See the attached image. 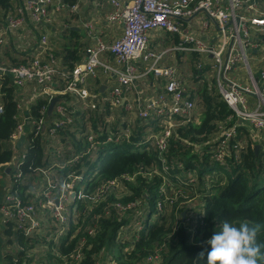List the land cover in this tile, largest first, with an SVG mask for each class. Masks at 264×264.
<instances>
[{
	"label": "trees",
	"instance_id": "obj_1",
	"mask_svg": "<svg viewBox=\"0 0 264 264\" xmlns=\"http://www.w3.org/2000/svg\"><path fill=\"white\" fill-rule=\"evenodd\" d=\"M22 2L23 0H0V22L2 17L6 20L10 9ZM64 2L74 4L77 0ZM80 38L79 32L72 27L63 29L58 38L53 37L52 45L55 44V48L51 54L57 60L59 71H70L76 63L82 61L87 46ZM173 41L178 42L177 36ZM30 55L6 48L0 58L4 61L25 63L27 59L24 57ZM184 56L178 54L176 60L179 63L184 60L186 62V57H189L186 62L191 70L189 78L195 79L191 92L201 102L204 110L199 121L187 123L178 129L180 138L170 140L163 156L167 170L164 169L165 164L150 138L153 132L160 130L159 122L155 119L146 121L139 118L135 122L125 114L122 121L117 119L116 123H112V118H117L115 113L118 109L111 106L91 113L81 106L73 112L75 124L61 129L60 136L55 138L58 145H63L66 157L59 169L56 165L57 158L46 151V138L41 134L35 135L26 126L29 129L27 143L23 148L25 158L16 167L12 163L15 153L12 135L26 113L18 108L22 95L12 84L10 76H0V203L4 195L10 192H18L24 201L33 199L34 196L27 194V191H40L45 188L44 175L41 173L43 170L59 177L62 183H70L66 178L70 173L81 177L69 189L71 194L75 193V201L67 205L69 228L58 241L45 239L44 234L51 230L50 226L40 227L35 234L26 235L18 228L15 220L9 219L4 223L0 216V249L12 248L2 258V254L0 255L4 264H13L15 259L34 264H46L44 259L52 264H97L101 259L110 260L112 264H207V253L211 249L207 240L220 230L224 220L235 226L240 223L257 226V243L264 245V143L254 141L249 129L240 126L244 146L239 157L232 156L227 162L221 163L209 152L207 146L200 153L185 142L188 140L194 144L204 143L220 131V126L233 125L236 117L227 121L234 111L218 92L215 75L210 79L206 74L205 79L204 69L196 66L202 55L193 52ZM99 78L105 79L103 75H99L94 81H103ZM199 79H203V82H199ZM54 88L61 89L62 84L58 83ZM67 98H73L72 101L76 99L72 95ZM48 102V98L39 97L30 105L29 114L39 118L43 106ZM56 116V112L46 115L50 122ZM99 126L104 129L98 138L101 144L93 159L86 155L74 164H66L71 152H77L84 147V133L90 127L98 131ZM80 132L83 135L78 139L77 134ZM109 136L112 140L106 141ZM236 140L243 138L238 137ZM257 144L261 145L258 150ZM8 168L10 169L7 172ZM19 169L23 172L20 179L16 177ZM214 169L223 172L226 183L221 185L215 182L217 184L206 192L203 189L205 176ZM184 170L198 174L199 187L196 188V184L188 182L189 176H186L183 186L176 185ZM128 175L135 178L124 177ZM88 177L87 184L84 185ZM114 180L117 184L99 198L89 201L78 198L80 192L93 196L99 193L102 186ZM164 185L165 194L161 192ZM196 190L202 197V205L198 211L197 208L184 205L185 197H192ZM160 199L164 206L158 211L157 202ZM137 200L148 201L150 209L138 234L130 237V211L121 210L116 204L126 208ZM167 204L172 206L170 213H166ZM184 210L188 212L182 220ZM195 212L199 213L198 216ZM188 215L192 216L190 224L186 221ZM261 250L264 251V247ZM201 252L204 253L203 257L199 255ZM109 254L112 255L110 259Z\"/></svg>",
	"mask_w": 264,
	"mask_h": 264
},
{
	"label": "built area",
	"instance_id": "obj_2",
	"mask_svg": "<svg viewBox=\"0 0 264 264\" xmlns=\"http://www.w3.org/2000/svg\"><path fill=\"white\" fill-rule=\"evenodd\" d=\"M255 4H259L258 0H111L112 10L107 14V20L123 27L122 36L114 42H104L97 36L93 23L85 22L87 36L96 41L87 46L84 60L76 63L70 71L58 70L57 60L51 54V33L45 26L52 24L57 15L65 10L76 14L79 3L67 4L64 0H23L22 4L15 5L8 12L7 22L0 24V55L6 48L31 55L24 57L27 59L25 63L0 58V76H10L12 84L22 95L18 108L26 113L12 135L15 148L12 163L17 167L25 158L23 150L21 153L17 151V143L24 134L26 139L22 146L26 145V126H29L35 135L41 134L46 138V151L57 158L56 165L59 166L58 169L61 168L63 158L66 157L63 145H58L55 138L60 136L61 129L75 124L73 112L81 106L88 113L111 106L118 111L124 110L127 115L135 110L139 119H155L159 122L160 130L153 132L150 138L167 170L164 153L171 139L180 138L178 129L196 120L194 112L197 100L188 87L190 74L183 73L176 63L165 64L163 61L167 56L176 59L178 54L193 52L209 60L206 62L207 70L214 73L218 92L234 111L227 121L234 117L236 120L233 125L220 126V131L204 143L185 142L196 150L207 146L209 152L221 163L227 162L232 156L238 158L244 146L240 126L249 129L254 141L264 139L261 133L264 130V66L258 64L254 71L251 62H261L264 55V48L261 50L262 54L259 52V48L264 45V13L253 15L252 12L256 11ZM201 13L206 14L210 21L203 20ZM193 19H196L203 31L215 27L216 37L213 39L214 36L207 34L204 38L195 32L190 26ZM26 25L35 33V39L31 42L25 40ZM158 31L177 36L178 42L173 41L164 50H154L151 40ZM198 62L197 67L204 69L201 61ZM241 65L246 67L247 76L235 75ZM99 75H103L107 83L104 94L89 86V80ZM149 78L153 81L151 86L142 87V82ZM58 83L62 84L61 89L54 88ZM55 95H61L63 99L72 95L76 99L66 106L68 102L60 98L52 111L57 116L50 122L46 115ZM43 96L49 102L43 106L40 117L34 118L29 114V107ZM130 119L134 121V118ZM103 129V126H99L96 131L90 127L84 133V147L71 152L66 164H74L86 155L92 160L101 144L98 138ZM82 135L80 132L77 138L80 139ZM238 137L243 140H236ZM110 140L111 136L106 141ZM41 173L44 175L45 188L40 191L28 190L27 194L34 196L29 201H24L18 192L6 193L0 203V216L4 223L9 219L15 220L18 228L26 235L35 234L40 227L50 226L51 230L44 234L45 239L58 241L68 232L67 205L75 201V193L71 194L69 189L81 177L70 173L66 176L70 183H62L56 175L45 170ZM22 175L23 172L19 169L16 177L20 179ZM188 176L191 182L197 181L192 173L189 172ZM124 177L132 179L130 176ZM164 178L166 181V177ZM116 184V180L110 181L93 196L80 192L78 198L95 200ZM161 192L166 193L165 185ZM130 205L135 203H130L126 208L117 203L116 207L130 210ZM13 264L34 263L15 259Z\"/></svg>",
	"mask_w": 264,
	"mask_h": 264
},
{
	"label": "crops",
	"instance_id": "obj_3",
	"mask_svg": "<svg viewBox=\"0 0 264 264\" xmlns=\"http://www.w3.org/2000/svg\"><path fill=\"white\" fill-rule=\"evenodd\" d=\"M76 3H79V10L76 14L65 10L63 11L62 15H57L56 19L53 21L52 24L45 26L46 28L50 30L51 44L54 43L53 37L56 36V38H58L60 36V33L63 31V29H66L68 27H72V29L79 32L81 36L80 40L84 42L86 46L94 44L96 40H92L91 38L87 36V33L85 31L86 28L84 27L85 22L93 23L94 28H95L94 30L97 36H99V38H101L104 42L111 43V42L116 41L118 38L122 36L123 27L119 25L118 23H111L107 20V14L112 10L111 0H77ZM258 3L264 4V0H258ZM255 9L256 11L252 12L253 15H257L258 13H264V8L260 9V5H255ZM7 20H8V15L6 17V20L3 19L2 17L0 24L7 22ZM194 25L198 27H195ZM190 26L193 27L195 32L199 33L204 38H206L207 34L210 37L214 36L213 39L216 37L217 30H215V27L213 26L208 31L206 30L203 31L199 28L200 24L196 21V19L192 20ZM81 28H84V31H85L84 36L81 35ZM25 29L27 30L25 34L26 35L25 40L31 42L33 39H35V33L30 30L31 27L29 25H26ZM163 32L164 33H159V32L155 33L154 36H152L151 45L154 50H159V48H162V46L166 45L167 42L173 43V39L175 37H173L171 34L165 31ZM5 51L6 49L4 50V52ZM183 55H185L184 57L187 56V54H183ZM84 58H85V55L83 56L81 60L83 61ZM177 58H178V55H177ZM169 61L177 62L178 60L173 59V57L172 58L169 57ZM99 79H102V78H99ZM102 80L103 81L101 82H97V81H94V79H90L89 86L92 88V90L97 89L98 92H100L101 94H104L105 90L107 89V83L105 79H102ZM152 82L153 81L149 78L145 82H142V87L146 88L148 86H151ZM102 86H106L104 91H101ZM151 89H152L151 91L153 92L154 90L153 87ZM54 97H57L58 98L57 102H59L62 96L55 95ZM72 100L73 98H67V97L63 99V101L68 102L65 104L66 106H68L70 104V101ZM132 117H134V115H132Z\"/></svg>",
	"mask_w": 264,
	"mask_h": 264
},
{
	"label": "rangeland",
	"instance_id": "obj_4",
	"mask_svg": "<svg viewBox=\"0 0 264 264\" xmlns=\"http://www.w3.org/2000/svg\"><path fill=\"white\" fill-rule=\"evenodd\" d=\"M255 5H260V9L261 8H264V4H255ZM254 5V6H255ZM201 17L202 18H204L203 20H208V21H210V19L207 17V15L206 14H201ZM120 25V24H119ZM83 26V25H82ZM195 27H198V26H196V25H194ZM86 31V30H85ZM84 28H81V35H83L84 36ZM159 33H164L163 31H158ZM264 37V36H263ZM85 40V39H84ZM58 41V40H57ZM173 43H171V42H167V44L166 45H163L162 46V48H159V50H156V51H161V50H164V49H166L167 47H170L171 45H172ZM53 46V48H55V45H52ZM264 46V45H263ZM263 46H261L260 48H259V52H261V50L264 48ZM87 48V47H86ZM86 48H85V50H86ZM263 52H261V54H262ZM261 54H260V56H261ZM261 59H262V61L261 62H258L257 60H252L251 62H252V65H253V69H254V71H256V67H257V65L259 64V65H263L264 66V55H262V57H261ZM189 60V57L187 56L186 57V62ZM198 61H201V63L203 64V66H204V72H205V79H207V75L206 74H208V77L210 78V79H212V78H214V73L213 72H211V71H208L207 69H208V65L206 64V62H209V60H207L206 58H205V56H200L199 57V59H198ZM186 62H185V60L183 61V62H181V63H177V62H172V61H169V56H167V58H165V60L163 61V63H165V64H172V63H176L177 65H181L180 66V68H181V71L183 72V73H186V74H190V72H191V70H190V67L189 66H187L186 65ZM261 63V64H260ZM198 64H199V62L198 63H196V66H198ZM209 64V63H208ZM161 66H163L162 64H161ZM211 67V66H210ZM237 74H241L242 76H247V70H246V67L245 66H243V65H241L240 67H239V69H237L236 70V72H235V75H237ZM194 80L195 79H193V78H189V81H188V87L190 88V90H191V88L192 87H194ZM199 82H203V79L201 80V79H199ZM200 84V83H199ZM192 93V95L194 96V93L193 92H191ZM196 97V96H195ZM196 100H197V105H196V109H195V112H194V118H196V120H194L193 122H197V121H199V118L201 117V113H202V111L204 110V107H203V105L201 104V102L199 103L198 102V98L196 97ZM130 113H132V114H128L127 116L129 117V118H134V121L136 122L137 121V118L139 117V114L135 111V110H133V111H130ZM116 116H117V118L116 119H114V118H112V123H116L115 121L117 120V119H119L120 121H122L123 120V118H125V113H124V110L123 111H116ZM132 115H134V117H132ZM135 125V124H134ZM29 129V128H28ZM262 136H263V138H264V130H262ZM258 142H263L264 143V139H260V140H258ZM189 146H191L190 144H188ZM23 146H20L18 149H17V151L19 152V153H21L22 152V150H23ZM196 152H200V153H202V151L201 150H196V149H194ZM1 172V171H0ZM190 171H188V170H184V172L181 174V178H180V180H178V182L176 183V185L178 186V187H180V186H183V182H185L186 181V176H188V173H189ZM3 173V172H2ZM192 174L193 175H195L196 177H197V173L196 174H194V172H192ZM128 176H130V175H128ZM132 179L133 178H135V176H130ZM7 179H9V177H7ZM88 179H89V177L84 181V185H86L87 184V181H88ZM226 178H225V176H224V174H223V172H221V171H219V170H217V169H214L213 171L211 170V171H209L208 173H207V175L205 176V180H204V182H205V184H204V187H203V189L206 191V192H208V190H210L214 185H216L217 183H215V182H219V184H221V185H224L225 183H226V180H225ZM182 181V182H181ZM188 182H191V179L190 180H188ZM194 184H196V188L197 187H199V184H198V180L197 181H194L193 182ZM199 193V192H198ZM197 193V190L194 192V195H192V197H190V196H188V197H185V203H184V205H186V206H189V207H194V208H197V211H198V209L201 207V205H202V197H201V195H199ZM178 199V198H177ZM165 201H167V198H165L164 199ZM162 200L160 199V201H158L157 202V210L159 211V210H161L162 209V206H164L163 204H162ZM165 208L167 209V212L166 213H170L171 212V209H172V206L171 205H169V204H167V205H165ZM149 209H150V204H149V202L148 201H145V200H137L136 201V203H135V205H130V210H128V211H130V213H129V218L131 219V232L129 233V236L131 237V236H135V235H137L138 234V232H139V230L141 229V227L143 226V223L142 222H144V220L146 219V217H147V215H148V212H149ZM161 212H163V210L161 211ZM183 212H185V214H184V216H183V218H182V220H184L185 219V216H186V214H187V212H188V210H184ZM183 212H182V215H183ZM198 212H195V214H197ZM199 214V213H198ZM198 214H197V216H198ZM188 217V219L186 220L187 221V224H190L191 223V219H192V216L191 215H188L187 216ZM138 221V222H137ZM1 222V221H0ZM0 225H2V224H0ZM128 234V233H127ZM127 236V235H126ZM11 247H9V248H6V247H4L3 249L1 248L0 249V255H1V258H2V256L4 255V253H6V251H11ZM41 250V248L40 249H38L37 251H40ZM106 254V253H105ZM112 255H110L109 254V259H110V257H111ZM79 259H81V258H79ZM107 259H101V260H99L98 262H97V264H112L111 263V261L110 260H107ZM44 261H46V264H52V263H50V262H48V260H46V259H44ZM39 264H42L41 262H38ZM0 264H4V262H3V259L2 260H0Z\"/></svg>",
	"mask_w": 264,
	"mask_h": 264
},
{
	"label": "clouds",
	"instance_id": "obj_5",
	"mask_svg": "<svg viewBox=\"0 0 264 264\" xmlns=\"http://www.w3.org/2000/svg\"><path fill=\"white\" fill-rule=\"evenodd\" d=\"M257 226L240 223L235 226L224 220L220 230L207 243L211 246L207 253V264H262L264 251L257 243ZM201 257L204 253L199 254Z\"/></svg>",
	"mask_w": 264,
	"mask_h": 264
},
{
	"label": "water",
	"instance_id": "obj_6",
	"mask_svg": "<svg viewBox=\"0 0 264 264\" xmlns=\"http://www.w3.org/2000/svg\"><path fill=\"white\" fill-rule=\"evenodd\" d=\"M256 81H258V77H256ZM105 87H106V86H102L101 91H104ZM57 101H58V98H57V97H54V98L52 99L51 103L49 104L48 114H51V112H52L53 109H54L55 103H56ZM25 139H26V136L23 134V135L20 137V139H19V141H18V143H17V146H18V147L22 146V144L24 143ZM260 147H261V145H260V144H257V145H256V150H258ZM9 169H10V168L7 169V172L9 171ZM56 202L58 203L59 200L57 199ZM184 214H185V212H183V216H184Z\"/></svg>",
	"mask_w": 264,
	"mask_h": 264
}]
</instances>
